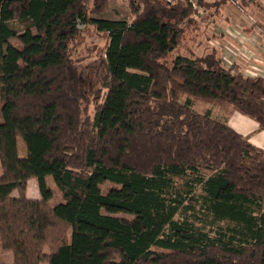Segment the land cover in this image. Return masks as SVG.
<instances>
[{
    "label": "trees",
    "instance_id": "trees-1",
    "mask_svg": "<svg viewBox=\"0 0 264 264\" xmlns=\"http://www.w3.org/2000/svg\"><path fill=\"white\" fill-rule=\"evenodd\" d=\"M110 1L0 0V264H264V149L193 106L264 129V75L229 65L227 43L177 53L189 29L225 37L214 0L201 20L186 1L127 0L130 21L101 17ZM85 31L106 38L89 88Z\"/></svg>",
    "mask_w": 264,
    "mask_h": 264
},
{
    "label": "rangeland",
    "instance_id": "rangeland-1",
    "mask_svg": "<svg viewBox=\"0 0 264 264\" xmlns=\"http://www.w3.org/2000/svg\"><path fill=\"white\" fill-rule=\"evenodd\" d=\"M214 1H215V5L213 6V10L215 14H219L221 10L223 13L224 10L226 11V9H229V7L232 5L231 3L226 4L224 3V1H220V0H214ZM252 1H254L255 3L257 0H252ZM261 4L264 5V2H262ZM254 5L255 4H251V7L254 8ZM250 11L251 12H249V14L250 16H253L254 18L253 20L257 21L261 25H264V13L260 12L256 8H254V11L253 10H250ZM241 14L244 17L243 20L239 18L240 22L235 21L233 23L235 25L239 24L241 26L242 25L245 26L246 25L245 23H248L245 18L251 19V17L243 13ZM215 16L216 15H214V19L216 21ZM101 17L113 19V20H119V21L121 20L130 21V18H129L130 9L128 6V1L127 0H111L104 16H101ZM85 28L87 27H84V26L80 27V29H85ZM228 28L229 27L227 26V24H222V27L221 25L217 27L218 33L219 34L223 33L225 35V37L222 39L226 38V34H228L227 32ZM212 33H213V30L209 29V27L207 28L204 27V31L203 29H200V30L199 29L197 30L195 28L189 29V31L186 33V36L183 42V47L179 49L177 53L191 54V51H194L196 54L201 55L205 53L209 48H212V47L219 48L220 46L217 43H220L222 45H225L227 43L226 40H222V39H220L219 41L213 40L215 39L213 37L212 39H210L212 36ZM217 38H220V37H217ZM13 42L16 43L15 40H13ZM105 42H106V38L104 37L103 34H98L95 32L92 33L91 31H85L77 40L75 56L84 58V61L82 63L85 66L81 68V75H82V82L84 83L85 87L89 88L92 85L100 86L102 83L103 77L106 74V67H105V64L102 58L99 55L101 53L102 47L105 45ZM239 47H241V45H239ZM227 49H225L224 52L227 53ZM182 101L184 102L185 98ZM193 106L196 110H198L201 113H206V111L211 112V109L212 110L214 109L213 112L215 114H220L221 111L217 108L231 109L232 111H235L232 106L227 105V104L221 105V104H216V103H208L204 101H194ZM233 113H236V112H233ZM24 153L25 152H23V154ZM32 180L38 183L37 179H32ZM188 182H190V179L187 176L176 178V190L181 191L185 195L190 194L191 190L188 185ZM50 186L55 188L52 182H50ZM30 188H32V186H30ZM30 193H32V189ZM14 194L16 195V192ZM61 194L62 193L60 191H57L54 189L52 200H55V201L63 200V196H61ZM4 258H5V261L12 262V260L14 259L13 253L5 252ZM42 264H46V263H42Z\"/></svg>",
    "mask_w": 264,
    "mask_h": 264
},
{
    "label": "crops",
    "instance_id": "crops-1",
    "mask_svg": "<svg viewBox=\"0 0 264 264\" xmlns=\"http://www.w3.org/2000/svg\"><path fill=\"white\" fill-rule=\"evenodd\" d=\"M250 1V0H249ZM251 4H255L254 1H250ZM252 8V7H251ZM254 11V8H252ZM222 11V10H221ZM225 11V10H224ZM221 14L216 15L215 31L218 32L217 27L222 24H227L229 27L227 30L232 32L240 33L242 31H247L250 36L244 37L245 42L233 40L230 34L226 40L227 42V53L232 56L235 62L240 64V68L247 74L254 75L257 71L264 73V30L258 31L254 26L249 23L246 25H235L233 22H240L239 18L243 20V15L239 10L234 7H229L226 11ZM264 13V11H260ZM108 19V18H107ZM113 20V19H112ZM241 20V22H242ZM262 26L261 24H259ZM263 27V26H262ZM264 28V27H263ZM262 29V28H261ZM244 33H241L243 35ZM240 43V44H239ZM241 45V47H239ZM238 60V61H237ZM225 105V104H224ZM221 111L220 114H215L211 109V116L217 120L226 121L231 127H233L237 132L242 134L244 137L249 139L254 145L264 149V129L259 127V124L247 115H244L238 111H232L231 109L217 108ZM236 112V113H233ZM38 182V181H37ZM32 186V188H30ZM32 189V193H30ZM31 194V195H30ZM28 196L30 198L39 199L41 198V193L39 190L38 183L34 180H30L28 183ZM63 196V194H61ZM49 205L57 206L60 203H64V199L60 201L49 200ZM42 264V263H41ZM47 264V263H46Z\"/></svg>",
    "mask_w": 264,
    "mask_h": 264
},
{
    "label": "built area",
    "instance_id": "built-area-1",
    "mask_svg": "<svg viewBox=\"0 0 264 264\" xmlns=\"http://www.w3.org/2000/svg\"><path fill=\"white\" fill-rule=\"evenodd\" d=\"M167 1L169 3H172V4H177L180 1H186V2L190 3L192 5L193 9L195 10L193 17L197 20H201L203 18V16L206 15L208 12V9L204 5H201L198 0H167ZM207 1H209V0H207ZM230 3L232 4L231 7H234L237 10H239L241 13L246 14L247 16L251 17V19H248V18H245V19L250 25L254 26L256 30H258V31L264 30V28H262L257 21L253 20L254 19L253 16H250V14L247 13L241 6H239L235 0L231 1ZM82 26H84V25L83 24L79 25V27H82ZM227 32H228V34H230L231 37H233V39H236V40L241 41V42H243V41L245 42V39H244L245 36L241 35V32L238 34L236 32H232V29H230V31L227 30ZM217 44H219V46L225 47V45H222L220 43H217ZM222 54H223L224 60L229 65L234 64V59L232 58V56L230 54H228L224 51ZM260 74L264 75V73L261 72L260 70L257 71V73L254 75H260Z\"/></svg>",
    "mask_w": 264,
    "mask_h": 264
}]
</instances>
